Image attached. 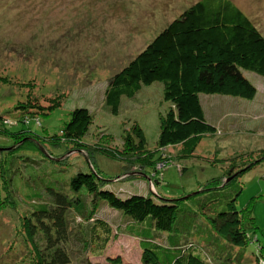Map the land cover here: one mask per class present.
Listing matches in <instances>:
<instances>
[{
  "label": "rangeland",
  "instance_id": "obj_1",
  "mask_svg": "<svg viewBox=\"0 0 264 264\" xmlns=\"http://www.w3.org/2000/svg\"><path fill=\"white\" fill-rule=\"evenodd\" d=\"M198 1L0 0V264H37L26 225L31 207L50 200L47 187L68 193L79 172L94 174L103 189L123 197L178 200L181 242L203 249L209 264H264V76L245 72L257 89L252 100L223 96L208 102L202 96L217 133L203 137L192 157L185 148L167 150L170 163L187 168L184 174L156 160L161 120L174 109L162 83L123 97L117 116L106 105L111 77ZM232 1L264 36V0ZM77 108L90 112L92 124L73 142L64 129ZM139 128L146 147L127 157L123 151L128 139L138 146ZM234 197L245 246L206 221ZM90 203L80 196L68 213L72 264H141L132 221L105 201ZM95 219L113 229L99 255L86 243ZM157 240L165 244L167 235Z\"/></svg>",
  "mask_w": 264,
  "mask_h": 264
},
{
  "label": "trees",
  "instance_id": "obj_2",
  "mask_svg": "<svg viewBox=\"0 0 264 264\" xmlns=\"http://www.w3.org/2000/svg\"><path fill=\"white\" fill-rule=\"evenodd\" d=\"M245 72L264 76V36L232 0H200L171 22L121 72L111 77L106 90V105L109 112L117 116L123 97L134 98L144 86L162 83L164 99L174 109L161 120L158 142L161 152L156 160L168 162L169 170L179 168L184 174L187 168L170 163L167 150L185 148L192 157L203 137L217 133L215 125L208 121L202 96L252 100L257 89L245 77ZM91 124L90 112L77 108L65 126L64 137L73 142L81 141ZM137 138L136 148L128 139V148L123 151L127 157L146 147L141 128L137 131ZM221 180L219 177L212 182ZM45 191L50 200L34 203L26 219L27 233L36 248L37 264H72V229L68 213L80 196L85 195L91 198V206L105 201L132 221L129 230L140 239L141 264H209L203 249L199 250L195 243L184 245L181 242L178 200L157 202L151 195L142 193L123 197L103 189L94 174L84 172L70 179L69 191L74 193L73 196L69 191L63 193L50 187ZM235 197L227 201L226 208L220 211L214 208L217 210L210 212L206 221L232 243L245 246L248 237L242 227V213L235 207ZM203 204L206 207V202ZM112 233L107 221L95 219L86 240L91 253H103ZM162 234L167 235L165 244L157 240Z\"/></svg>",
  "mask_w": 264,
  "mask_h": 264
},
{
  "label": "crops",
  "instance_id": "obj_3",
  "mask_svg": "<svg viewBox=\"0 0 264 264\" xmlns=\"http://www.w3.org/2000/svg\"><path fill=\"white\" fill-rule=\"evenodd\" d=\"M221 97L223 96H206L205 98L208 102H218Z\"/></svg>",
  "mask_w": 264,
  "mask_h": 264
}]
</instances>
